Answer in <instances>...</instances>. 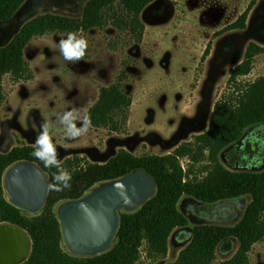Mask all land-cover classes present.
Listing matches in <instances>:
<instances>
[{"label": "rangeland", "instance_id": "obj_1", "mask_svg": "<svg viewBox=\"0 0 264 264\" xmlns=\"http://www.w3.org/2000/svg\"><path fill=\"white\" fill-rule=\"evenodd\" d=\"M87 1L28 0L11 20H0V46L37 15L51 12L81 17ZM252 1L156 0L142 12L146 28L141 41L111 20L103 27L74 32L88 45L83 60L76 64L66 61L58 47L69 32L35 37L25 49L35 78L16 81L7 74L3 79L6 101L0 106V151L8 152L20 144L36 146L42 125L48 126L57 162L72 155L105 162L122 148L137 155H165L194 141L209 129L216 103L233 93L235 85L230 79L244 61L249 45L255 42L264 48V0L251 6ZM116 7L122 9L120 2ZM247 9L245 27L229 28ZM119 76L125 77L123 89L133 99L128 121L120 123L117 131L90 124L82 135L67 137L57 123L58 115L73 111V122L81 128L86 112L98 100L100 87L116 82ZM262 76L264 51L255 55L250 73L237 76V81L245 85ZM220 159L234 171L264 170V123L248 128L238 142L222 151ZM181 163L185 170L193 168L192 176L202 177L209 160L205 157L194 163L182 157ZM154 193L152 188L146 200L132 208L123 207L119 213L137 211ZM251 200L252 196L246 195L206 204L183 196L179 207L189 224L173 231L166 256L150 255L144 244L138 264H173L190 243L197 224L234 225ZM42 209L22 210L34 216ZM63 246L75 255L65 240ZM237 249L236 239L227 240L218 248L213 264L230 259ZM250 259V264H264V239L254 245Z\"/></svg>", "mask_w": 264, "mask_h": 264}, {"label": "trees", "instance_id": "obj_2", "mask_svg": "<svg viewBox=\"0 0 264 264\" xmlns=\"http://www.w3.org/2000/svg\"><path fill=\"white\" fill-rule=\"evenodd\" d=\"M27 1L0 0V20H11ZM154 1L88 0L81 17L47 12L27 21L7 44L0 46V106L6 101L5 75H12L16 81L35 78L25 57V49L35 37L51 32L88 31L103 27L111 20L116 27L129 30L141 41L146 28L141 15ZM117 2H120L121 10L116 7ZM248 10L229 28L245 27ZM262 51L264 48L255 42L249 45L244 61L233 70L230 79L235 89L216 103L209 129L172 153L137 155L122 148L105 162L72 155L46 167L33 155L36 151L33 144H20L8 152L0 151V225L11 224L24 229L32 242L28 258L20 264H138L144 244L150 255L166 256L173 231L189 224L187 215L179 207L183 196L215 204L251 195V202L236 224H197L190 243L173 263L213 264L218 248L227 240L236 239V253L221 264H250V252L264 239V170H231L223 164L220 155L238 142L248 128L264 123V76L245 85L237 81V76L250 73L255 55ZM124 78L119 76L116 82L100 87L98 100L85 114L93 127H112L117 131L120 123L128 121L133 99L123 89ZM182 157H188L194 163L207 157L206 174L192 176L193 168L185 170ZM21 161L35 163L48 176L47 201L38 215L26 214L6 196L4 174L11 165ZM61 169L70 174V187L55 180ZM137 170H145L153 177L156 190L137 211L120 213V229L113 247L88 257L65 250L56 211L58 204L79 199L96 185L123 178Z\"/></svg>", "mask_w": 264, "mask_h": 264}, {"label": "water", "instance_id": "obj_3", "mask_svg": "<svg viewBox=\"0 0 264 264\" xmlns=\"http://www.w3.org/2000/svg\"><path fill=\"white\" fill-rule=\"evenodd\" d=\"M12 166L6 170L3 182L5 188L10 190L20 202L10 199L9 201L15 206L27 210H31L27 208V202L31 204L34 200L40 201L44 195L46 203L49 193V182L44 174L45 172L35 163L26 162L14 164L16 167L14 172L6 178ZM143 173L146 174L144 177L134 178L137 174L141 175ZM149 180L152 181V184L150 183V186H146ZM143 188L147 191H151L152 188L156 190V183L148 172L137 170L123 178L104 183L88 196L65 201L70 204L57 211V215L61 223L63 238L67 245L69 246V243H71L86 249H92L108 244L114 231L117 229L118 233L120 229L121 217L119 209L123 207L132 208L122 206V200L129 195L143 191ZM16 227L25 231L18 226ZM28 236L10 230L0 231V264H20L31 252L32 242L30 236L29 238ZM69 248L71 249L70 246ZM71 250L75 255L85 257L105 253L96 250L89 251L92 253L87 252L89 254H79L73 249Z\"/></svg>", "mask_w": 264, "mask_h": 264}, {"label": "clouds", "instance_id": "obj_4", "mask_svg": "<svg viewBox=\"0 0 264 264\" xmlns=\"http://www.w3.org/2000/svg\"><path fill=\"white\" fill-rule=\"evenodd\" d=\"M87 46V41L83 37H78L74 32H69L67 38L60 39L58 44L60 54L71 64H76L83 60ZM74 120L75 115L73 111L65 112L57 117V123L63 127L65 135L69 138H75L87 132L90 125V118L88 116L84 117V125L81 128L76 127V124L73 122ZM35 143L36 151L33 155L44 162L46 167L56 165V152L51 142L47 125H42V132L37 137ZM54 178L58 183H63L64 187H70L68 182L71 176L66 171L59 170Z\"/></svg>", "mask_w": 264, "mask_h": 264}, {"label": "bare ground", "instance_id": "obj_5", "mask_svg": "<svg viewBox=\"0 0 264 264\" xmlns=\"http://www.w3.org/2000/svg\"><path fill=\"white\" fill-rule=\"evenodd\" d=\"M15 168L16 167L13 164V166L9 169V171H8V173L6 175V178H8L9 175H11L14 172V169ZM145 175H146L145 173H143L141 175L137 174L134 178L144 177ZM150 183L152 184V181L151 180H149V183L146 186H150L149 185ZM8 192L10 194V197H11L10 199L12 201L20 202V200L15 195H13L10 190H8ZM151 192H152V190L151 191H147V190H145L143 188V191L138 192V193H136L134 195H129L126 198H124L122 200V202H121V205L122 206H129V207L137 206L141 202H143L144 200H146L149 197V194ZM27 203H28V204H26L27 208H30L32 211H38V210L42 209L43 206H44V204H45V195L43 196V198H41L40 201L34 200V201H32L31 204L29 202H27ZM69 204H70L69 202H65V201L64 202H61L58 205V207H57V211H59L60 209L65 208ZM7 230L14 231V232H18L20 234H23V235L28 236V234L25 231L17 228L16 226H13V225H10V224L9 225H7V224H1L0 231H7ZM116 233H117V229L114 231V233H113L112 237L110 238L108 244L103 245V246H97V247H94L92 249H86L84 247H81V246H78V245H73L71 243H69V246L71 247V249H73V251H75L76 253H79V254L80 253L81 254H89V253H92V252H89V251H96V250H100V252H106V251L110 250V248L112 247L113 241H114V237H115ZM28 238H29V236H28ZM87 252H89V253H87Z\"/></svg>", "mask_w": 264, "mask_h": 264}]
</instances>
